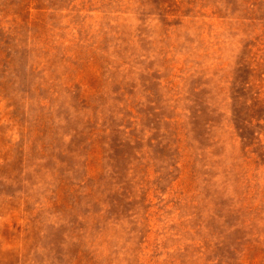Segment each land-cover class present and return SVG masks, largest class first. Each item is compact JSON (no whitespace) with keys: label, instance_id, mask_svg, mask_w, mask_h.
Returning <instances> with one entry per match:
<instances>
[{"label":"rangeland","instance_id":"obj_1","mask_svg":"<svg viewBox=\"0 0 264 264\" xmlns=\"http://www.w3.org/2000/svg\"><path fill=\"white\" fill-rule=\"evenodd\" d=\"M0 264H264V0H0Z\"/></svg>","mask_w":264,"mask_h":264}]
</instances>
